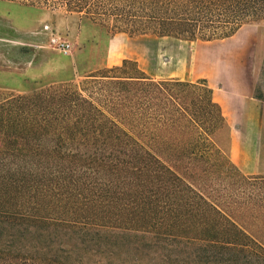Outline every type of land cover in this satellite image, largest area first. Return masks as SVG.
I'll list each match as a JSON object with an SVG mask.
<instances>
[{
  "label": "trees",
  "instance_id": "1",
  "mask_svg": "<svg viewBox=\"0 0 264 264\" xmlns=\"http://www.w3.org/2000/svg\"><path fill=\"white\" fill-rule=\"evenodd\" d=\"M9 1L186 40L264 23V0ZM226 130L205 78L131 59L0 97V264H264V176L228 158Z\"/></svg>",
  "mask_w": 264,
  "mask_h": 264
},
{
  "label": "rangeland",
  "instance_id": "2",
  "mask_svg": "<svg viewBox=\"0 0 264 264\" xmlns=\"http://www.w3.org/2000/svg\"><path fill=\"white\" fill-rule=\"evenodd\" d=\"M51 33L70 42L71 51L63 53L51 46L48 41ZM0 37H4L0 43L27 49L21 54L0 46V97L51 84L77 83L91 72L131 59L154 79L205 78L213 90L222 81L236 83L244 74L253 94L264 101V23L246 24L222 40H186L111 33L108 27L62 8L0 0ZM217 139L230 159L229 125ZM260 139L259 158L264 162V116ZM221 181L213 179L216 187ZM235 188L233 185L212 194L222 195Z\"/></svg>",
  "mask_w": 264,
  "mask_h": 264
},
{
  "label": "crops",
  "instance_id": "3",
  "mask_svg": "<svg viewBox=\"0 0 264 264\" xmlns=\"http://www.w3.org/2000/svg\"><path fill=\"white\" fill-rule=\"evenodd\" d=\"M213 95L230 127V159L244 174H264L259 158L264 101L253 94L244 74L234 84L218 83Z\"/></svg>",
  "mask_w": 264,
  "mask_h": 264
},
{
  "label": "built area",
  "instance_id": "4",
  "mask_svg": "<svg viewBox=\"0 0 264 264\" xmlns=\"http://www.w3.org/2000/svg\"><path fill=\"white\" fill-rule=\"evenodd\" d=\"M48 41L51 46L62 51L63 53H69L71 51L70 42L55 33H51L49 35Z\"/></svg>",
  "mask_w": 264,
  "mask_h": 264
}]
</instances>
